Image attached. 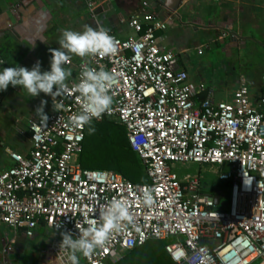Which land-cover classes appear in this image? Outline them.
Segmentation results:
<instances>
[{"label": "built area", "instance_id": "built-area-1", "mask_svg": "<svg viewBox=\"0 0 264 264\" xmlns=\"http://www.w3.org/2000/svg\"><path fill=\"white\" fill-rule=\"evenodd\" d=\"M95 8V1L87 0L90 16ZM128 26L134 35L127 38L110 31L111 55L75 64V80L57 98L64 108L48 114L47 126L29 124V154L12 152V165L0 171V224L29 238L40 225L78 235L76 224L87 227L89 220H98L100 208L115 198L127 204L136 227L114 233L84 257L86 264H110L149 240L167 241L165 251L177 264H264V111L251 103L243 80L228 100L197 98L204 88L192 86L175 53L159 45L157 32L166 24L142 11L129 18ZM84 67L118 75L113 104L99 120L125 127L147 183L81 166L85 126L71 120L80 111L79 93L72 89ZM186 163L220 168L216 183L230 182L226 207L215 204L218 193L201 176L181 179L173 170L174 164ZM148 189L154 203L144 206L142 192ZM60 241L47 247L55 264H65ZM181 251L178 262L173 257Z\"/></svg>", "mask_w": 264, "mask_h": 264}, {"label": "crops", "instance_id": "crops-1", "mask_svg": "<svg viewBox=\"0 0 264 264\" xmlns=\"http://www.w3.org/2000/svg\"><path fill=\"white\" fill-rule=\"evenodd\" d=\"M94 1L95 16H90L87 0H0V61L4 62L0 70L15 65L31 68L38 60L42 70H47L50 49L59 47L62 31H82L85 25L95 28L97 20L119 38L133 36L129 18L146 11L166 24L165 30L157 32L159 45L175 53L178 69L187 71L192 86L204 88L197 98L209 95L215 101L228 100L243 80L251 103L264 111L260 105L264 94V0ZM144 2L148 4L145 8ZM220 42L225 43L227 73L222 82L215 77L209 81L216 67L204 53L216 49ZM82 59L73 56L71 64L66 65L73 73L68 83L75 80V64ZM41 100L47 102L44 110L50 114V95L41 92L30 97L20 86L11 85L0 91V171L12 165V152L29 154V124L38 121L35 109ZM8 233L0 241V264H55L47 247L53 240L62 239L60 233L48 231L43 225L30 238L20 229ZM130 258L129 252L123 251L110 263ZM79 264H86L84 256H80Z\"/></svg>", "mask_w": 264, "mask_h": 264}, {"label": "clouds", "instance_id": "clouds-1", "mask_svg": "<svg viewBox=\"0 0 264 264\" xmlns=\"http://www.w3.org/2000/svg\"><path fill=\"white\" fill-rule=\"evenodd\" d=\"M96 27L85 25L82 31L64 29L57 41L59 47L50 49L52 55L50 67L42 70L38 60L31 68L15 65L3 67L0 70V91H6L9 85L27 91L30 97L44 93L53 100V110L62 111L63 102L57 98L68 90V80L72 77V69L67 67L73 56L81 58L92 56L111 55L115 51V40L109 29L104 27L99 20ZM0 64H4L0 61ZM119 82L118 75L105 68L94 69L84 67L80 72L79 80L73 86V91L79 93L81 101L80 111L72 117L74 126H87L89 134L96 131L93 120H99L106 114L114 101L113 90ZM45 100L35 109L38 123L47 126L49 119L44 108ZM35 129V128H33ZM142 203L151 206L154 203L153 190L142 192ZM59 225L56 226L58 228ZM79 234L72 231H61L59 251L64 253L65 264H79L80 256L88 257L96 249L104 247L116 232L126 227H136L135 217L130 212L127 204L119 199H112L99 210L98 220H89L88 226L76 224ZM174 256L178 262L182 258Z\"/></svg>", "mask_w": 264, "mask_h": 264}, {"label": "trees", "instance_id": "trees-1", "mask_svg": "<svg viewBox=\"0 0 264 264\" xmlns=\"http://www.w3.org/2000/svg\"><path fill=\"white\" fill-rule=\"evenodd\" d=\"M93 126L96 131L92 134H89L88 127L85 126L83 150L78 158L81 166L88 169L117 172L133 183H147L149 179L144 172L142 163L128 144L125 127L120 122L108 118L94 120ZM213 187L221 201H226L230 182H226L223 186L216 183ZM148 242L128 251L130 259L110 264H177L170 259L168 254L166 259L162 260L163 262L158 261L156 257H151L155 262H152L151 259L148 262H145L144 259L140 261L144 255L142 249Z\"/></svg>", "mask_w": 264, "mask_h": 264}, {"label": "rangeland", "instance_id": "rangeland-1", "mask_svg": "<svg viewBox=\"0 0 264 264\" xmlns=\"http://www.w3.org/2000/svg\"><path fill=\"white\" fill-rule=\"evenodd\" d=\"M224 46H225V43L220 42L218 46L216 47V49L210 52L205 50L204 57L207 56L206 57L207 60L210 63H214V66L216 67V70H214L216 73L212 74L210 72L209 81H211L212 77H215L217 81L219 82H222L225 79V74L227 73V57H226V54L223 52ZM194 56L195 55H193V57ZM173 170L178 174L180 178L186 175L201 176L202 181L205 182L208 186L210 187L212 186V190L213 192H215L213 186L217 182V178H218L217 174L220 171V168L218 166H209V165L200 166L195 163L174 164ZM219 183L223 186V184H225L226 182H219ZM225 186L227 188V185ZM8 230L10 229H8L7 227H2V226L0 227V241L2 237H5L6 233L9 234ZM4 231L6 233H4ZM173 241H175V239L170 240V242H173ZM166 243L167 241L160 242V240L159 241H155V240L149 241L142 249V254L144 255L142 258H140V261H143V259L145 262L151 261L152 260L151 257H156L158 261H162V260L164 261L167 257V253L165 251ZM152 262H155V260L153 259Z\"/></svg>", "mask_w": 264, "mask_h": 264}, {"label": "water", "instance_id": "water-1", "mask_svg": "<svg viewBox=\"0 0 264 264\" xmlns=\"http://www.w3.org/2000/svg\"><path fill=\"white\" fill-rule=\"evenodd\" d=\"M220 196L219 195H214V201H215V204L216 205H221V206H223V207H226L227 205H228V203L227 202H224V203H222V202H220ZM227 199H228V197H227Z\"/></svg>", "mask_w": 264, "mask_h": 264}]
</instances>
